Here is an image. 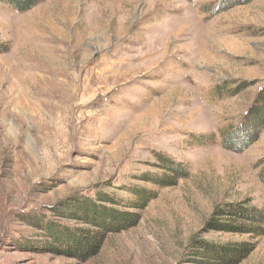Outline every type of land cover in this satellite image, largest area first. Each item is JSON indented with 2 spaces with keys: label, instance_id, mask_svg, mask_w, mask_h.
<instances>
[{
  "label": "rangeland",
  "instance_id": "obj_1",
  "mask_svg": "<svg viewBox=\"0 0 264 264\" xmlns=\"http://www.w3.org/2000/svg\"><path fill=\"white\" fill-rule=\"evenodd\" d=\"M263 91L264 0H0V264H264Z\"/></svg>",
  "mask_w": 264,
  "mask_h": 264
},
{
  "label": "trees",
  "instance_id": "obj_2",
  "mask_svg": "<svg viewBox=\"0 0 264 264\" xmlns=\"http://www.w3.org/2000/svg\"><path fill=\"white\" fill-rule=\"evenodd\" d=\"M40 0H6L7 3H9L15 10L17 11H25L28 10L30 7L35 5ZM264 127V91L259 93V96L254 104H252L246 113V121L244 125L239 126L236 130H234L231 134H229L225 140L223 145L234 151H240L243 149H246L252 142L256 140V136L259 135L260 130ZM164 160L163 162L167 163V169L172 174V178L169 180L163 181L166 182L164 184H172L174 182V178L176 177H184L186 176V173L184 172V169L180 166L172 167L170 164L169 159H161ZM162 182V183H163ZM171 182V183H168ZM138 193V192H137ZM139 191V197L138 199H141L142 203L138 205V207H143L145 205V202L147 201V197L149 195L144 196V194ZM230 213L237 215L239 217H243L246 226H242L240 229L247 231V232H254L256 236L263 235L264 231L263 228L260 226L261 221L264 220V217L261 215V212L254 211L252 209H246L240 206H234L228 210ZM85 218L88 219L89 214H84ZM118 222V221H117ZM233 228V227H232ZM238 228V227H234ZM101 235V233H99ZM88 240L92 241L93 249L97 247V244L93 241H95L96 237H91L90 235H87ZM99 237V236H98ZM199 245L201 243L196 242ZM247 251V250H246ZM203 253L208 258L212 259L213 262H218L219 258H221L222 254L217 251L216 248H213L210 245H207L203 249ZM246 252L240 253V255L244 256ZM228 263V262H226Z\"/></svg>",
  "mask_w": 264,
  "mask_h": 264
},
{
  "label": "bare ground",
  "instance_id": "obj_3",
  "mask_svg": "<svg viewBox=\"0 0 264 264\" xmlns=\"http://www.w3.org/2000/svg\"><path fill=\"white\" fill-rule=\"evenodd\" d=\"M172 27V26H171ZM7 67V66H6ZM56 88V87H55ZM38 117V116H37Z\"/></svg>",
  "mask_w": 264,
  "mask_h": 264
}]
</instances>
